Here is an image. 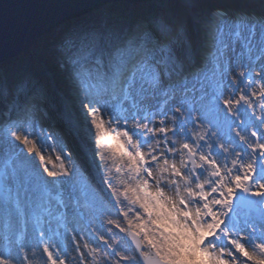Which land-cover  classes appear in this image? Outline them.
<instances>
[{
  "label": "snow or ice",
  "instance_id": "1",
  "mask_svg": "<svg viewBox=\"0 0 264 264\" xmlns=\"http://www.w3.org/2000/svg\"><path fill=\"white\" fill-rule=\"evenodd\" d=\"M153 4L66 33L58 80H0V264H264V9ZM68 85L111 198L42 123Z\"/></svg>",
  "mask_w": 264,
  "mask_h": 264
},
{
  "label": "rangeland",
  "instance_id": "2",
  "mask_svg": "<svg viewBox=\"0 0 264 264\" xmlns=\"http://www.w3.org/2000/svg\"><path fill=\"white\" fill-rule=\"evenodd\" d=\"M138 5L141 6H146V5H151V7H153V13H156L158 11V8L154 6L153 4V0H143V1H137L136 2ZM133 5V4H132ZM106 6V5H105ZM105 6L103 7H96L93 8L95 10L100 9L101 11L104 12V14L100 11L96 12L95 10H88L86 15L92 17L93 23L103 19L106 16V10L108 8H106ZM134 6V5H133ZM132 9V7L130 8ZM228 10H247V11H254L259 13L262 9L258 8V9H251L250 6L247 8H238V7H234L231 6L228 8ZM111 12V10H109ZM83 14V13H82ZM81 14V15H82ZM75 19V17L73 18ZM72 18H68L65 21H63L62 23H59V25L55 28L52 29V33L54 34H58L59 33V38L61 39L66 33H68L64 27L66 25L67 22L73 20ZM53 45L47 43L44 45V48H52ZM58 45H56V52L58 51ZM23 52H21L20 54H22ZM40 64H45V66H49V70L48 72L53 75V78L45 75L47 78L49 77V82H51L53 79H59L58 77H56V73H55V65H50L49 62H47V60L42 63L40 62ZM47 64V65H46ZM43 71V69H41V72ZM45 73V72H44ZM29 77V76H28ZM27 77V78H28ZM30 78V77H29ZM63 87V85H61ZM70 89V85L67 86V88H65L64 91L60 92L58 95L57 103H56V109L58 110V114H60L64 121H65V125L67 126V128L70 130V135L65 134L62 130L58 129V128H53V127H46L45 126V122L44 120L42 121V123L44 124V127L46 129V133H50L51 135L55 136L58 140H60L65 146H66V156L69 157L68 159L65 160V163L67 164V166L69 168H71L73 166V164H75L77 167L81 168L82 171H85L88 178L90 179V181L93 184V187H97L99 186L101 189H103L104 193L107 194V196L109 198H111V191L108 189V186L103 183L104 178H105V167L101 166L99 169L97 168V165H100L101 162L99 159L96 160V163L93 164L92 163V155L89 154L87 156V160H85V155L84 153L81 151V147L80 145L82 144V142H84L85 140H87V133L84 131V127H83V120H82V116L80 114V105L78 104V102L75 100V98L72 96L71 92L69 91ZM257 115H259V108H257ZM44 119V118H43ZM155 123H159V117H156V120L154 121ZM254 123L256 124V130L261 133L264 134V128L259 127V121H254ZM90 127V125H89ZM232 135L234 136L235 134L232 133ZM189 137H191V133H189ZM54 142L52 140L49 141V144H53ZM92 148L94 150L95 145L94 142H92ZM70 151H67L69 150ZM79 155V160L75 158L74 153L75 152ZM59 153L56 151H52L50 153L51 159L53 160L54 163H59L55 160L56 155H58ZM25 155H28L27 150L25 149ZM36 164L39 165V159H36ZM45 178H47L46 174H45ZM116 181H114L115 183ZM112 203L115 204V200H112ZM116 212H119V209H116ZM121 220H123V217H119ZM102 219H106V218H102ZM69 229H68V239H65L63 237V235L57 237V236H53V243H59L61 245L64 246H69L70 245V237L73 234L72 233V228H79L81 227V225H79L71 216V214L69 215ZM53 231H55V224H53ZM105 227H107V225H105ZM45 228H47V225L45 226ZM59 231L61 233L64 232V229L61 228L59 229ZM91 231V230H89ZM119 236H123L122 233H118ZM105 236H108V233H105ZM32 239V235H31V227L29 226L28 231L25 233V241L26 242H30ZM97 243H100L99 240L96 241ZM4 244V240L2 238V225H0V249H2ZM102 247H105L103 245H101ZM63 258V257H61ZM78 258V257H77ZM46 259V258H45Z\"/></svg>",
  "mask_w": 264,
  "mask_h": 264
},
{
  "label": "water",
  "instance_id": "3",
  "mask_svg": "<svg viewBox=\"0 0 264 264\" xmlns=\"http://www.w3.org/2000/svg\"><path fill=\"white\" fill-rule=\"evenodd\" d=\"M116 1L0 0V63L33 47L39 37L50 33L60 21Z\"/></svg>",
  "mask_w": 264,
  "mask_h": 264
},
{
  "label": "trees",
  "instance_id": "4",
  "mask_svg": "<svg viewBox=\"0 0 264 264\" xmlns=\"http://www.w3.org/2000/svg\"><path fill=\"white\" fill-rule=\"evenodd\" d=\"M215 2V0H211ZM258 0H249L250 3L255 4ZM106 8L110 9L114 13V18H119L127 21L128 23L134 22L136 19L144 16L154 14L153 10L147 9L146 6H140L138 8H132L126 10L125 7L115 4L106 5ZM151 7V6H150ZM258 3L254 8L258 9ZM153 9V7H151ZM92 17H80L73 19L66 23L64 29L70 32L74 29L87 27L93 23ZM59 33L54 34L52 31L47 35L41 36L36 40L33 47L24 51L22 54L16 55L14 58L0 63V80H6L10 85L26 80V77H33L40 84L48 83L47 77H43L41 72L40 62H47L56 64L57 52L55 50L56 45L59 46ZM61 40V39H60ZM53 45L52 48H44L45 44Z\"/></svg>",
  "mask_w": 264,
  "mask_h": 264
},
{
  "label": "bare ground",
  "instance_id": "5",
  "mask_svg": "<svg viewBox=\"0 0 264 264\" xmlns=\"http://www.w3.org/2000/svg\"><path fill=\"white\" fill-rule=\"evenodd\" d=\"M136 2L137 1L127 2V1H124V0H118V1H116L114 3H108L106 5H110V4L120 5V6L125 7L126 10H129L131 7L132 8H138V7L141 6V5H138ZM203 2H204V10L205 11H208V10H211V9H214V8H225V9H228L231 6H234L235 8L238 7L240 9L241 8H247V7L250 6L251 9H255L254 6H255L256 3H258L259 6H261L260 7L261 9H264V3H262V0H258L255 4L250 3L249 0H215V2H212L211 0H203ZM150 6L151 5H146V8L153 10ZM98 7H103V6H98ZM143 7H145V6H143ZM94 8H96V7H94ZM90 10H95V9L92 8ZM109 10L110 9L106 10V16L114 18V13L110 12ZM87 11L82 12L83 14L80 13L78 15H75V16H72V17H69V18L73 19L75 17V19H76V18H80L82 16L83 17H90V16L86 15ZM95 11L96 12H98V11L100 12L101 10L98 9V10H95ZM101 12L104 14L103 11H101ZM63 21H65V20H63ZM63 21H60V23H62ZM58 25H59V23L55 27H57ZM59 41H60V39H59ZM49 64L53 66L52 63H49ZM41 69H43V71H42L43 77H46L45 75H47L50 78L51 77L53 78V75H51L48 72V70L50 69L48 65L45 66V64H42L41 65ZM49 77L47 78L48 80H49ZM26 79L35 80V78H33V77H31V78H29V77L27 78L26 77ZM56 103H57V100L55 101V104ZM56 108L57 107L55 106V108L51 109V115L50 116L44 117L43 120L45 122V126L49 127V128L50 127L58 128V129L62 130L65 134L70 135V130L65 125V121H64L63 117L60 114H58V110ZM74 155H75V158L79 160V155L76 152L74 153Z\"/></svg>",
  "mask_w": 264,
  "mask_h": 264
}]
</instances>
